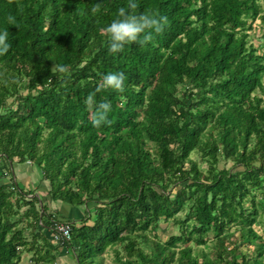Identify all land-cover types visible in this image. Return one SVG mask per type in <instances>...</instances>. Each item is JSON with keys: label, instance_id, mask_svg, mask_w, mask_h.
<instances>
[{"label": "trees", "instance_id": "obj_1", "mask_svg": "<svg viewBox=\"0 0 264 264\" xmlns=\"http://www.w3.org/2000/svg\"><path fill=\"white\" fill-rule=\"evenodd\" d=\"M121 6L168 23L111 52L106 25ZM0 29L11 42L0 155L47 182L41 198L0 183V264L23 251L32 264L65 251L102 264L108 247L115 264H264V230L252 226L264 211V0H0ZM110 71L124 73L123 91L103 86ZM104 100L108 122L96 126ZM57 219L71 224L60 250L45 232ZM171 219L179 232L161 240Z\"/></svg>", "mask_w": 264, "mask_h": 264}, {"label": "clouds", "instance_id": "obj_2", "mask_svg": "<svg viewBox=\"0 0 264 264\" xmlns=\"http://www.w3.org/2000/svg\"><path fill=\"white\" fill-rule=\"evenodd\" d=\"M131 8H135L134 3H130ZM101 5L94 4L91 11L96 13L99 11ZM9 24L15 22L14 16H8ZM168 23V17L159 13L143 12V13H129L128 10L121 6L117 10L115 18L106 25L107 43L109 51L119 52L129 42H138L141 45L146 44L152 39L153 33H161ZM11 47L9 39V31L7 29H0V55H4ZM57 70L61 73H67V66L57 65ZM124 73L123 72H107L103 76V86L114 88L120 91L124 89ZM86 103L92 105L95 103L94 96L90 94L86 98ZM111 110L109 101H100L93 112L92 122L99 126L102 122H108V113Z\"/></svg>", "mask_w": 264, "mask_h": 264}, {"label": "rangeland", "instance_id": "obj_3", "mask_svg": "<svg viewBox=\"0 0 264 264\" xmlns=\"http://www.w3.org/2000/svg\"><path fill=\"white\" fill-rule=\"evenodd\" d=\"M257 33L260 34V31L257 30L256 33L253 34V38H252V41H254L255 44H257L256 42H260L259 37L257 36ZM262 49L264 50V45L262 46ZM191 157L200 161V156L195 154V153H193L191 155ZM204 165H205V163H202V166H204ZM221 165L222 164L220 163L219 166H221ZM41 194H42V190L40 192V196H41ZM30 196H32V195H30ZM256 219L257 220L253 223L252 226L254 228H256V230H258V232L261 234L264 230V226H263V224H264V211L262 212L261 215H258ZM231 230H234L235 234H237L236 236L239 235L238 228L235 225L231 227ZM178 232H179L178 225H176L171 219V220H168L167 222L162 221L160 228H158L155 233H157L159 235L161 240H166L168 235L176 234ZM150 237H152V233H150ZM210 237H213V234L210 233ZM211 240L212 239H208L206 244H203V245H200L197 247L199 249L202 248L203 250H208L209 246L212 245V243L214 241V240H212V241ZM236 243L240 244L242 250L247 249L245 247V245L250 246L248 244H243L242 241H237ZM56 245L58 246L59 250L62 248L61 245H59V244H56ZM141 246H143L146 250H149V247L146 244L142 243ZM32 255H33L32 251H29V252L24 251L21 254L20 264H32L31 263V256ZM114 256H115L114 251L112 250L111 247H108L102 255V264H115ZM55 263L56 264H76L74 261V258H73V254L71 252H68V251H65L62 254H58L56 256Z\"/></svg>", "mask_w": 264, "mask_h": 264}, {"label": "crops", "instance_id": "obj_4", "mask_svg": "<svg viewBox=\"0 0 264 264\" xmlns=\"http://www.w3.org/2000/svg\"><path fill=\"white\" fill-rule=\"evenodd\" d=\"M6 165L7 164H5L4 160L1 159L0 183L15 184L19 188L32 191V194L30 195H37L40 198L44 196L47 188L43 186L42 184H45L44 182L46 181H43L41 179V175H40V172L37 166L29 162H17V161H13L10 164L11 166L10 169L8 168V165L7 166ZM41 190H42V194L40 196ZM48 207L50 210H61L62 209L61 203L58 201H49ZM45 232L51 237V231L47 229Z\"/></svg>", "mask_w": 264, "mask_h": 264}, {"label": "built area", "instance_id": "obj_5", "mask_svg": "<svg viewBox=\"0 0 264 264\" xmlns=\"http://www.w3.org/2000/svg\"><path fill=\"white\" fill-rule=\"evenodd\" d=\"M2 156L0 155V163ZM51 236L56 244L64 245L71 239V224L66 220H53L51 224Z\"/></svg>", "mask_w": 264, "mask_h": 264}]
</instances>
